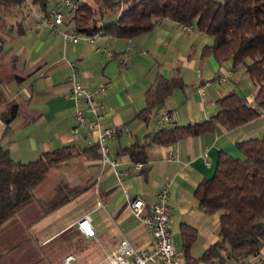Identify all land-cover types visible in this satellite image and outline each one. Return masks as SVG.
<instances>
[{
    "label": "crops",
    "instance_id": "obj_1",
    "mask_svg": "<svg viewBox=\"0 0 264 264\" xmlns=\"http://www.w3.org/2000/svg\"><path fill=\"white\" fill-rule=\"evenodd\" d=\"M54 4L55 0L49 6ZM31 11L13 10L7 27L0 30V143L13 160L22 163L62 147H70L73 155L51 168L35 189L37 198L57 203L55 208L44 213L35 205L1 226L0 264H64L68 255H74L69 264H106V253L121 239L136 249L154 246L151 231L131 213L116 177L100 163L90 115L86 126L77 134L71 132L75 124L68 82L71 68L62 55L75 64L77 80L85 87L109 84L101 97L106 111L103 123L126 129L109 143L117 169L123 172L122 185L132 198L144 202V213H148L168 182V227L176 260L183 264L187 255L199 258L220 239V213H205L194 191L201 181L212 177L220 151L238 156L236 142L262 135L264 118L229 130L217 126L211 133L169 146L152 145L139 171L122 150L142 143L162 127L206 120L217 112L218 100L230 92L252 102L256 89L245 66H239V74L230 61L203 58L201 49L212 42L211 37L194 27L183 31L170 20L160 21L132 40L102 33L93 44L80 40L64 45L60 36L38 27L37 12ZM62 28L68 27L63 24ZM96 47L111 54L96 51ZM157 75L179 77L185 86L174 89L144 123L136 116L145 108L144 94ZM219 78L226 81L220 83ZM11 105H16V115L6 125L2 116ZM170 153L177 158L168 160ZM44 184L47 189L40 191ZM85 215L91 219L94 237L84 236L76 227ZM183 225L194 231V237H183ZM244 264H264V247Z\"/></svg>",
    "mask_w": 264,
    "mask_h": 264
},
{
    "label": "trees",
    "instance_id": "obj_2",
    "mask_svg": "<svg viewBox=\"0 0 264 264\" xmlns=\"http://www.w3.org/2000/svg\"><path fill=\"white\" fill-rule=\"evenodd\" d=\"M53 0H0V30L7 27L13 10L34 9L44 15ZM76 7L66 13L64 24L80 35L104 33L132 40L150 32L162 20L191 25L211 37L200 55L217 62L244 65L256 92L252 102L230 92L217 102V112L200 122L174 124L146 136L122 150L133 162H143L152 145L169 146L188 137L213 132L217 126L234 129L259 117L264 108V0H74ZM113 17V20H108ZM10 26V25H9ZM179 77L157 75L144 94L146 106L136 118L147 123L152 110L176 88ZM11 105L2 116L6 125L16 115ZM238 156L220 151L211 178L201 181L194 196L207 214L220 213L219 241L199 258L186 256L183 264H244L264 247V131L261 136L236 142ZM73 152L62 147L42 153L36 160H13L0 143V228L29 207L40 206L44 213L58 204L37 198L35 189L51 168L66 163ZM188 226L184 238L194 237ZM188 241H186V244Z\"/></svg>",
    "mask_w": 264,
    "mask_h": 264
},
{
    "label": "built area",
    "instance_id": "obj_3",
    "mask_svg": "<svg viewBox=\"0 0 264 264\" xmlns=\"http://www.w3.org/2000/svg\"><path fill=\"white\" fill-rule=\"evenodd\" d=\"M56 4L50 6L44 15L36 13L37 25L39 28L47 30L51 35L61 37L63 44H76L80 40H87L95 43V39L101 33L94 35H80L69 28H62L64 24L65 12L73 11L76 7L74 0H55ZM191 25H181L183 31L192 29ZM96 51L105 52L110 55L111 52L96 47ZM64 61L71 68V75L68 77L70 85V98L74 101V120L75 124L71 129L73 134H77L81 127L88 123V115L91 117L90 127L96 133V145L98 149L100 163L103 167H108L116 177L122 190L124 199L131 213L151 231L154 239V246L150 250L136 249L127 239H121L117 247L106 253V264H151L160 261L162 264H179L176 260L174 245L171 232L169 230L170 209H169V187L168 182L164 183L156 195V200L150 205L148 213H144V202L140 198H132L128 190L122 185L123 172L117 169V160L111 155L109 143L116 136L126 130L103 123L106 115L105 107L101 97L105 95L109 86L106 82H100L94 87H85L77 80V71L75 64L67 61L62 55ZM225 78H219L218 82H225ZM260 118H264V108L259 113ZM206 157V154H203ZM168 160H175V154H169ZM143 167L142 162H134V169L139 171ZM76 227L86 237H94L95 231L91 225L89 215L81 217ZM74 259V255H68L63 258L64 264H69Z\"/></svg>",
    "mask_w": 264,
    "mask_h": 264
},
{
    "label": "rangeland",
    "instance_id": "obj_4",
    "mask_svg": "<svg viewBox=\"0 0 264 264\" xmlns=\"http://www.w3.org/2000/svg\"><path fill=\"white\" fill-rule=\"evenodd\" d=\"M193 33H196V31H194ZM240 65H238L237 66V71L239 72V74L241 73V69H240V67H239ZM242 85H244V86H246L247 87V85L246 84H242ZM244 86H242V90H243V92L245 93V94H247L248 92L245 90V87ZM47 185V184H46ZM46 185L44 184L43 186H41V188L39 189L40 191H44L45 189H47L46 188Z\"/></svg>",
    "mask_w": 264,
    "mask_h": 264
}]
</instances>
